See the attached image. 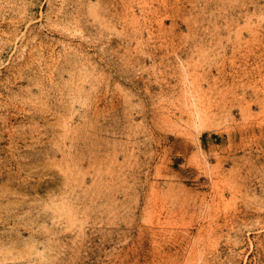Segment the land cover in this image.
Returning <instances> with one entry per match:
<instances>
[{
	"label": "rangeland",
	"instance_id": "1",
	"mask_svg": "<svg viewBox=\"0 0 264 264\" xmlns=\"http://www.w3.org/2000/svg\"><path fill=\"white\" fill-rule=\"evenodd\" d=\"M0 264H264V0H0Z\"/></svg>",
	"mask_w": 264,
	"mask_h": 264
}]
</instances>
